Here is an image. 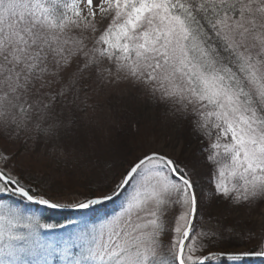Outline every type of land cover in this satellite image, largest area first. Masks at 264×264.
<instances>
[{"label":"snow or ice","instance_id":"snow-or-ice-1","mask_svg":"<svg viewBox=\"0 0 264 264\" xmlns=\"http://www.w3.org/2000/svg\"><path fill=\"white\" fill-rule=\"evenodd\" d=\"M102 72L108 83L150 87L157 107L209 141L213 200L264 204V0H0V142L64 139L72 156L76 113L88 99L81 93ZM63 196L49 195L0 146V264L264 257V235L243 251L215 247L226 229L212 227L211 214L204 222L197 174L163 152L135 157L106 191ZM105 202L111 213L95 215ZM39 206L95 218L49 223Z\"/></svg>","mask_w":264,"mask_h":264},{"label":"rangeland","instance_id":"rangeland-1","mask_svg":"<svg viewBox=\"0 0 264 264\" xmlns=\"http://www.w3.org/2000/svg\"><path fill=\"white\" fill-rule=\"evenodd\" d=\"M110 19L109 16L98 27H105ZM107 66L105 61L100 67ZM105 76L106 73L102 72L94 78H97L94 82L98 84L97 90L94 93L90 90L88 98L93 109L82 116L81 112L76 113L80 119L70 142L74 145V152L72 156H65V165L61 169L56 167V157L52 162L46 158L41 161L42 157L38 155L30 156V159L19 154L17 161L21 169L30 173L31 178L42 181L49 195L62 192L61 202L69 203L83 199L89 192L110 188L128 168L124 159L132 162L147 152H163L178 161L179 166L197 174L206 205L202 210L204 222L208 223L207 217L211 214L212 227L226 229L224 239L215 247L227 251L254 247L264 235V204L234 209L224 201L213 200L209 168L204 158L209 141L201 139L187 123H175L163 107H157L151 99L150 87L124 79L108 83ZM102 82L105 90L100 86ZM43 143L46 144L43 146L63 149L69 141L61 139ZM256 264H264V260Z\"/></svg>","mask_w":264,"mask_h":264},{"label":"trees","instance_id":"trees-1","mask_svg":"<svg viewBox=\"0 0 264 264\" xmlns=\"http://www.w3.org/2000/svg\"><path fill=\"white\" fill-rule=\"evenodd\" d=\"M89 46L91 45V41H89ZM95 78V77H94ZM89 81V84L91 85L90 88L87 89L86 93L82 92L81 93V99L83 100L85 95H87V97L89 98V92L91 90V93H94L96 89V87L98 86L94 84L95 80L94 79ZM99 81H101V79H99ZM99 83V82H98ZM104 82H102V84L100 86L104 87ZM106 87V86H105ZM105 87L103 90H105ZM102 90V89H101ZM93 95V94H91ZM91 99H87L81 107V110L79 112H81V116L82 114H87V112H89L88 110L93 109V106H90ZM95 109V108H94ZM80 119L78 115H76V120ZM102 132L104 130H101ZM46 145L43 142H38V143H32L29 142L28 145H23V144H3V142H0V146H5L8 149H11L13 151V153L17 154V158L20 155H26L28 156L30 159H32V156L38 155L40 157H42L41 161L43 160V158H46L49 161H54V157L57 158V163H56V167H61L65 165V155H63L62 152V147L58 148V147H47V146H43ZM31 156V157H30ZM67 157V156H66ZM34 160V159H33ZM126 160L124 159V165L126 167H129L131 162H125ZM31 164V162H30ZM29 165V164H28ZM32 165V164H31ZM45 168V167H44ZM128 169V168H126ZM125 169V170H126ZM124 170V171H125ZM40 172H43L44 169H39ZM123 171V172H124ZM27 174V173H26ZM91 192H89L90 194ZM88 194V195H89ZM118 201V200H117ZM118 204V202H116ZM114 205L111 202H105V205L99 209L98 213H96L95 215H104L106 213H111L112 209H113ZM37 211L38 214L42 215L47 222L49 223H60V224H68L69 221H79L81 219L84 218H89V219H94L95 216L94 214L91 212V210H80V211H67V212H61L58 210H54V209H48L44 206H39L37 209H35ZM259 260H262V258L260 257H245V262L246 264H256V262H258ZM213 264H233V262L228 261L227 258H221L220 261H215L213 262Z\"/></svg>","mask_w":264,"mask_h":264},{"label":"water","instance_id":"water-1","mask_svg":"<svg viewBox=\"0 0 264 264\" xmlns=\"http://www.w3.org/2000/svg\"><path fill=\"white\" fill-rule=\"evenodd\" d=\"M45 207V206H44ZM55 210V209H54ZM58 211H61V212H67V211H80V210H86V209H77V208H65V209H56ZM253 257V256H251ZM264 260V257H260Z\"/></svg>","mask_w":264,"mask_h":264}]
</instances>
